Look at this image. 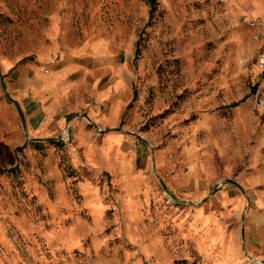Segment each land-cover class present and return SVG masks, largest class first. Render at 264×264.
<instances>
[{
    "label": "rangeland",
    "instance_id": "rangeland-1",
    "mask_svg": "<svg viewBox=\"0 0 264 264\" xmlns=\"http://www.w3.org/2000/svg\"><path fill=\"white\" fill-rule=\"evenodd\" d=\"M255 18L264 22V0H0V264L244 263L223 258L238 221L212 215L233 184L223 153L204 149H230L237 114L251 115ZM82 37L105 39L133 67L135 114L115 147L83 114L51 136L31 134L7 100L13 72L30 74L52 44ZM78 117L92 134L87 153L75 147ZM196 161L214 163L218 179L197 183ZM240 238L229 250L245 255Z\"/></svg>",
    "mask_w": 264,
    "mask_h": 264
},
{
    "label": "crops",
    "instance_id": "crops-1",
    "mask_svg": "<svg viewBox=\"0 0 264 264\" xmlns=\"http://www.w3.org/2000/svg\"><path fill=\"white\" fill-rule=\"evenodd\" d=\"M50 52L34 72L30 70L29 74L30 68L25 66L10 76L9 90L13 96L7 100H16L23 125L36 136H51L69 118L83 114L104 127L107 133L103 144L108 147L111 143L115 147L123 141L121 130L130 126L135 114L132 108L128 109L135 96L129 54L122 58L112 44L100 37L73 41L65 38L52 44ZM246 108L244 105L239 110ZM250 113L237 114L238 140L230 139V149L218 146L216 150L213 143H206L204 149L208 155L214 151L223 153L226 160L223 172L228 183L233 184L220 190L223 213L212 215L224 216L228 212L231 213L228 219L238 221L226 231L222 242L227 263L233 254L236 260L245 261L242 264H264V123L260 124L264 110ZM240 120L244 121L243 125ZM71 125L75 147L82 153L90 152L92 134L84 117L73 119ZM190 171L191 175L196 172V181L201 185L207 186L219 177L218 168L211 161H196L190 165ZM188 177L180 172L174 179L186 186L192 180ZM240 236L245 255L236 246L229 250V241Z\"/></svg>",
    "mask_w": 264,
    "mask_h": 264
},
{
    "label": "built area",
    "instance_id": "built-area-1",
    "mask_svg": "<svg viewBox=\"0 0 264 264\" xmlns=\"http://www.w3.org/2000/svg\"><path fill=\"white\" fill-rule=\"evenodd\" d=\"M251 25L256 27L260 33V36H257V39L260 41L257 66L260 68L259 73L261 77L249 100L251 112L257 114L264 110V22L259 18H255L251 21Z\"/></svg>",
    "mask_w": 264,
    "mask_h": 264
}]
</instances>
